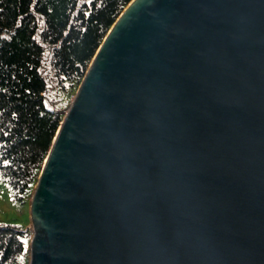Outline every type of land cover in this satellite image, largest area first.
Instances as JSON below:
<instances>
[{
    "label": "water",
    "instance_id": "water-1",
    "mask_svg": "<svg viewBox=\"0 0 264 264\" xmlns=\"http://www.w3.org/2000/svg\"><path fill=\"white\" fill-rule=\"evenodd\" d=\"M30 210V264H264V0H132Z\"/></svg>",
    "mask_w": 264,
    "mask_h": 264
},
{
    "label": "trees",
    "instance_id": "trees-1",
    "mask_svg": "<svg viewBox=\"0 0 264 264\" xmlns=\"http://www.w3.org/2000/svg\"><path fill=\"white\" fill-rule=\"evenodd\" d=\"M132 0H0V171L31 200L64 120L113 24ZM73 101V100H72ZM33 232L0 224V264H30Z\"/></svg>",
    "mask_w": 264,
    "mask_h": 264
},
{
    "label": "rangeland",
    "instance_id": "rangeland-1",
    "mask_svg": "<svg viewBox=\"0 0 264 264\" xmlns=\"http://www.w3.org/2000/svg\"><path fill=\"white\" fill-rule=\"evenodd\" d=\"M60 99L58 108L66 112L72 103L71 94L60 92L56 96ZM0 224L21 227L33 232V222L31 218L30 201L22 203L15 199L13 190L9 183L4 180L0 171Z\"/></svg>",
    "mask_w": 264,
    "mask_h": 264
}]
</instances>
